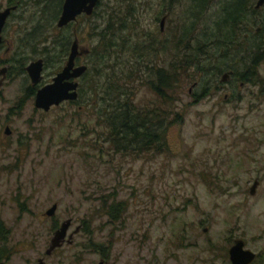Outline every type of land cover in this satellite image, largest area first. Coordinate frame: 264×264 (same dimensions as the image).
<instances>
[{
  "label": "rangeland",
  "instance_id": "obj_1",
  "mask_svg": "<svg viewBox=\"0 0 264 264\" xmlns=\"http://www.w3.org/2000/svg\"><path fill=\"white\" fill-rule=\"evenodd\" d=\"M118 1L100 0L101 6L90 15L78 16L60 34L55 20L40 36L39 6L32 0L31 6L23 9V5L18 12L20 24L9 22L5 36L12 37V44L7 47L19 45L22 25L31 30L33 19L36 23L31 25L38 30L27 34L28 40L37 45L45 36L47 41L38 44L46 46L42 59L51 54L56 60L61 49L54 41L70 33L81 53L77 65L86 68L74 83L87 88L93 67L99 64L90 47L98 43L95 34L105 25L101 11ZM219 1H210L201 24L213 21L220 12ZM186 2L122 1L120 7L129 3L138 12L140 28L133 31H147L150 45L158 50L144 58L155 64L150 68L172 71L174 64L183 65L182 45L175 46V36L182 33ZM263 16L261 8L250 18L261 21ZM133 31L131 42L137 40ZM214 54L202 60V71L176 69L172 87L177 88L167 93L165 101L145 84L149 75L144 64L137 63L140 60L129 59L132 64L126 63L124 79H114L121 93L133 95L135 110L162 109L170 119L177 114L178 120L165 128L163 149L154 152L114 150L107 140V125L88 105L85 90L75 102L63 101L42 111L24 95L28 79L5 78L0 84V260L5 264H36L40 257L44 264H228L229 247L242 240L244 248L256 255L253 264H264V62L243 81L230 69L215 68ZM39 56L34 54L30 61ZM4 57L0 53V64ZM123 59L118 57L117 63ZM136 64L139 68L134 72ZM52 68L41 73L49 79ZM98 85V94L108 86L103 78ZM256 180L255 193L249 194ZM112 201L123 203L117 222L103 216L102 204ZM51 204H56L55 215L46 217ZM68 219L71 242L44 255L51 233Z\"/></svg>",
  "mask_w": 264,
  "mask_h": 264
},
{
  "label": "trees",
  "instance_id": "obj_2",
  "mask_svg": "<svg viewBox=\"0 0 264 264\" xmlns=\"http://www.w3.org/2000/svg\"><path fill=\"white\" fill-rule=\"evenodd\" d=\"M122 1H120V4L118 1L116 5L106 7L108 10L104 8L101 11L104 14H99L104 17L105 25L95 34L99 37L98 43L90 47V52L95 54V61H99V64L93 67L94 76L88 82V87H79L76 97V100L81 99L79 97H82V91H86L88 105L97 109L95 111L96 117L107 125V140H109L116 151L121 149L124 152L131 150L139 153L161 150L164 146L165 128L170 123L178 120L177 114H174L172 119L168 117L167 113L162 115V109L160 112L156 109L146 110L145 108L135 110L132 106L133 95L127 92L121 93V88L115 85L114 79L116 76L124 79V74L127 73L124 72L127 66L126 63L132 64V59L140 60V62L136 61L139 66L144 64V69L148 71L149 75L144 78L147 81H145V84L148 85L149 83L151 92L162 101L166 100L168 92L171 93L174 88H177L172 87L175 85V76L178 74L175 71L176 69L181 70L182 73L188 67L193 68L195 71H202L203 67L200 63L203 59L208 60V57L214 53L217 61L215 68H218V70L220 68L224 70L230 69L231 73H233L232 76L235 75L243 81H248L247 73L256 72L258 64L264 62V19L253 21L250 18L259 12L261 8H264V4L260 8L255 9V0H220L218 3L220 12H217L218 14L215 13L213 21H209L208 24H201V18L202 15L210 10L209 3L211 0H188L182 7L181 17L184 24L181 28L183 34L180 32L177 37L175 36V46L182 45L184 53L183 65L179 67L174 64L172 71L161 67H149L155 64L152 61L146 62L144 58H147L152 53H158V50L153 47V44L150 45L151 35L147 34V31L137 29L140 28L137 21L138 16L136 15L138 12L130 8L132 7L131 4L134 3L130 2L131 4H124L123 7H120L123 4ZM166 1L169 3V0ZM22 3L24 9L32 5V0H23ZM33 3L39 6L36 9V14L38 15L37 23L33 19L29 20V22L36 23L40 27V33L38 32V34L41 36V32L50 28V25L59 17L62 0H34ZM99 6H101L100 0L95 8ZM167 11H169L168 8ZM94 15L96 14L94 13ZM156 17L155 21H157ZM31 24L29 25L31 27V32L29 33L34 35L38 28ZM199 24L201 25L199 26ZM255 24H258V26L255 27L254 31L250 30L251 26ZM69 27L67 25V27L60 30L56 27V30L60 34L61 30L64 31ZM91 27V30H97L95 26ZM135 27L137 28L133 31ZM132 31L133 35L137 37L134 42H131L132 35L130 34ZM252 32L254 35H252ZM139 38L141 39L139 40ZM44 40L47 41L45 36L40 38L39 42ZM70 41H72L70 33H63L61 40L58 38L54 43H58L57 46L61 49L62 54L65 55L68 52L67 46ZM39 42L37 40L36 45V43L30 44L26 41L22 47L25 49L26 45H31L32 49H34L38 47ZM38 48L34 54H40L39 57H42L46 53V46L43 45ZM208 52L210 54L207 55ZM118 57L119 59L124 57L123 60L125 61L121 60L120 63H117L116 59ZM21 59L23 60L24 58H18L20 62H24ZM112 59L114 62L109 65L106 64ZM121 63L123 64L120 65ZM239 63H241V68L238 66ZM139 66L135 67L134 72L138 70ZM18 68L19 66L13 69L10 76L19 75L23 72L18 71ZM239 70L244 72H239ZM169 72L173 73L169 74ZM102 78L108 86L103 87L99 96L97 93L100 88H98V84ZM26 88L27 91H25L24 95L26 98H32L34 88ZM122 204L120 202L114 203L113 201L106 203L105 206L102 204L103 216L113 222H117L119 213L123 209Z\"/></svg>",
  "mask_w": 264,
  "mask_h": 264
},
{
  "label": "water",
  "instance_id": "obj_3",
  "mask_svg": "<svg viewBox=\"0 0 264 264\" xmlns=\"http://www.w3.org/2000/svg\"><path fill=\"white\" fill-rule=\"evenodd\" d=\"M62 6L60 7V16L56 19L55 25L60 29L68 23L71 24L78 16L80 15H90L92 10L98 4L99 0H62ZM264 4V0H255V8H260ZM8 9L0 12V32L1 27L6 20V15ZM164 16L159 20L161 28L164 25ZM257 30V28H256ZM70 52L66 58V65L62 68L61 72H58L50 84H46L38 88L37 93L34 95V107L42 111H47L51 106H56L57 104L62 103L63 101L70 100L75 102L77 97V83H74L76 78L82 75L85 72V66H75L74 58L80 54V51L77 49V40L74 39L73 43L70 45ZM42 68V63L40 59L35 62L29 63L26 67V72L31 79V84H37L40 80V70ZM5 69L0 70V84L4 78ZM69 79H71L69 81ZM73 81V82H72ZM8 129H5L7 133ZM259 183L257 180L250 185L249 194L255 193V187ZM56 212V204H51L49 208L45 211L44 215L46 217H53ZM71 225L70 219L61 222L60 226L53 231L52 236L48 240L47 248L44 252V255H49L52 251H55L58 247H61L63 243L69 245L73 233L69 234L67 238V230ZM77 227L74 229L76 232ZM244 241L240 240L234 242L228 249V260L231 264H251L255 253L249 251L246 248H243ZM36 264H44V258H37ZM2 264V263H0ZM100 264V263H99Z\"/></svg>",
  "mask_w": 264,
  "mask_h": 264
},
{
  "label": "flooded vegetation",
  "instance_id": "obj_4",
  "mask_svg": "<svg viewBox=\"0 0 264 264\" xmlns=\"http://www.w3.org/2000/svg\"><path fill=\"white\" fill-rule=\"evenodd\" d=\"M22 2H23V0H5L4 4L1 3V5H0V12L8 9V13L6 15L7 16L6 20L4 21V23H3L2 27H1V32H0V53H2L4 56H6V57H4L1 60L2 64H0V67H1V69H5L4 78H3V80H4L5 78H9L10 74L13 72V69H15V68H17L19 66V68L17 70L20 71V72L23 71V72H21L19 74V75H22L24 77L23 81L26 82L27 79L29 80V84H26V86H24L23 88H26V87L34 88V93H33V96H32V98H34V95H35V93H37L38 88L42 87V86H44L46 84L47 85L50 84V82L53 80V78L56 76V74L58 72H61L62 68L65 67L66 58H67V55H69L70 45H71L73 40L70 41V43L67 46V50H68L67 54L63 55L62 52H61L60 56H58L56 60L52 58L51 54H49V56H46L45 59H42L43 57L37 58V60L38 59L42 60L41 61L42 68L40 70L41 78H40V80L38 81L37 84H31V79H30V77L28 76V74H27V72L25 70H26V67L29 65V63L35 62L34 60L33 61H30V60L33 59V55L37 51H36V48L32 49L31 45H26L25 49L22 47L26 43V41L29 42L30 44H33L31 41L27 40L28 39L27 38V34H29V32H31V30H29V28H28L27 31H25V28L22 25V27H21V28H23L22 32L23 31L24 32L21 33L22 37L19 38L20 43H19V45L17 44L16 47H12L11 50H9L7 45L9 43L12 44V42H11L12 41L11 40L12 37H9V36L6 37L5 36V34L8 31L7 26H8L10 21L12 22V20H14V22L16 24H20L19 20L21 18H20V15L18 14V12L21 11V9H22V6H23ZM164 20H165V16H164ZM20 21H23V20H20ZM164 24H165V22H164ZM67 25L70 26L69 23ZM67 25L62 27V28L67 27ZM70 28H71V26H70ZM18 47H21V50L18 49ZM20 57L24 58L23 59L24 62H20L18 60V58H20ZM77 58H78V56H76L74 58L75 66H80V65H77V62H76ZM51 61H53V63ZM50 66H52L53 68H52V73L50 74V78L48 79V78L45 77L44 73L42 74L41 72H42V70L44 68L48 69V68H50ZM230 74H232V73H230ZM230 74H229L228 78H230V76H231ZM14 76H17V75H14ZM14 76L12 75V77H14ZM0 79H1V77H0ZM3 80H2V82H3ZM70 80L71 79H69V81ZM78 87H80V86H78ZM66 101L70 102V100H66ZM243 248H244V246H243ZM255 256L256 255H254V258H255ZM254 258H253V260H254ZM253 260L251 261L252 262L251 264H253ZM0 263L5 264V262L1 261V260H0ZM228 264H231V263L228 261Z\"/></svg>",
  "mask_w": 264,
  "mask_h": 264
}]
</instances>
